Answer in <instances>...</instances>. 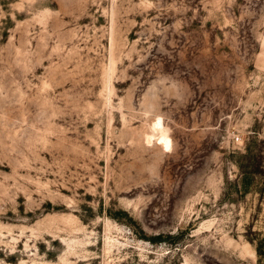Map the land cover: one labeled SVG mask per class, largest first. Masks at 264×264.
Segmentation results:
<instances>
[{"label":"rangeland","instance_id":"obj_1","mask_svg":"<svg viewBox=\"0 0 264 264\" xmlns=\"http://www.w3.org/2000/svg\"><path fill=\"white\" fill-rule=\"evenodd\" d=\"M0 264H264V0H0Z\"/></svg>","mask_w":264,"mask_h":264}]
</instances>
